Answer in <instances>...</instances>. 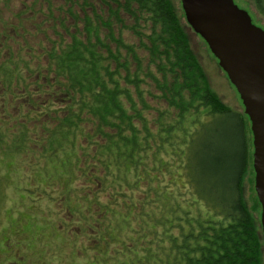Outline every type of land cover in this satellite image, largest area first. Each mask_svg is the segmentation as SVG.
<instances>
[{
  "label": "trees",
  "instance_id": "16d2710c",
  "mask_svg": "<svg viewBox=\"0 0 264 264\" xmlns=\"http://www.w3.org/2000/svg\"><path fill=\"white\" fill-rule=\"evenodd\" d=\"M62 1L42 14L47 47L14 50L16 31L0 33V151L50 201L45 186L64 181L63 222L89 238L87 264H264L262 208L245 198L249 118L212 91L174 1Z\"/></svg>",
  "mask_w": 264,
  "mask_h": 264
},
{
  "label": "rangeland",
  "instance_id": "374dc122",
  "mask_svg": "<svg viewBox=\"0 0 264 264\" xmlns=\"http://www.w3.org/2000/svg\"><path fill=\"white\" fill-rule=\"evenodd\" d=\"M173 1L178 7L179 13L185 16L181 0ZM233 1L240 9L249 13L254 25L264 29L263 19L254 6V0ZM62 4V0H0V33L6 29L13 35L12 31H16L19 43L14 45L11 43L14 50L19 49V45L24 44L23 41L32 46L44 42L46 35L54 40L55 33L52 32L50 25L41 24L43 23L42 14L46 13L47 8L54 7L57 10ZM59 16L60 12L57 11L56 19ZM36 25H40V27H36ZM40 29L43 34L37 32ZM186 29L191 48L207 75L212 91L224 105L242 116L244 107L240 96L220 68L218 60L213 56L206 42L190 26ZM57 31L59 30L57 29ZM47 46L48 43L44 42L43 47ZM27 61L31 62L32 60L27 58ZM156 106L155 103H151V107ZM246 122L251 131V124L247 120ZM217 127L221 128V122L217 124ZM12 132L17 131L13 129ZM16 135L19 136L18 132ZM4 153V151H0V264H87L93 256L92 251L85 252L83 255L81 250L83 251L84 247H90L89 238L81 236L77 239L73 229L69 231L63 222L64 220L70 221L69 215L64 213V205L59 201L63 192H67L64 181L57 183L56 178H53L52 186L49 188L45 186V189L51 193L50 196L54 197L50 201V198L47 199L44 194L41 196L36 189L40 179L34 177L32 171L30 173L32 176L29 177L30 168L20 166L16 169L11 158L5 157ZM27 162L31 163V160L27 159ZM54 172L56 173V170H53L52 173ZM174 173L177 174V170H174ZM53 176L56 177V175ZM146 181L153 183L149 178ZM147 182L141 190L132 189L136 192L135 199H141L144 196ZM41 183H44L43 180ZM82 185L83 180L75 181L74 187L77 192L81 191ZM170 191L171 188L169 193ZM245 198L250 206L256 203L257 194L253 173H249L245 183ZM101 201V203L107 202V194L101 197ZM137 205L139 206V204ZM139 210L141 207L137 208L136 215ZM154 211L156 216L161 215L160 208L154 209ZM136 215L132 216L133 221L137 219ZM110 219L112 228H116L112 235L115 237H119L121 234L126 235L124 229H121L124 225L115 220L113 215L110 216ZM72 226L74 223L69 227ZM97 230L100 231L99 228ZM74 231L77 232L79 229Z\"/></svg>",
  "mask_w": 264,
  "mask_h": 264
},
{
  "label": "water",
  "instance_id": "95a60500",
  "mask_svg": "<svg viewBox=\"0 0 264 264\" xmlns=\"http://www.w3.org/2000/svg\"><path fill=\"white\" fill-rule=\"evenodd\" d=\"M181 4L187 24L218 60L249 118L264 236V29L233 0H181Z\"/></svg>",
  "mask_w": 264,
  "mask_h": 264
}]
</instances>
